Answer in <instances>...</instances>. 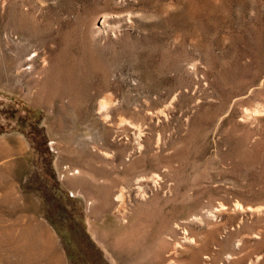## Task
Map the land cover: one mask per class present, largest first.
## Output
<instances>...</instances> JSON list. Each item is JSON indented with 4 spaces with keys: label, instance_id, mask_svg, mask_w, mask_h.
<instances>
[{
    "label": "rangeland",
    "instance_id": "374dc122",
    "mask_svg": "<svg viewBox=\"0 0 264 264\" xmlns=\"http://www.w3.org/2000/svg\"><path fill=\"white\" fill-rule=\"evenodd\" d=\"M0 264H264V0H0Z\"/></svg>",
    "mask_w": 264,
    "mask_h": 264
}]
</instances>
